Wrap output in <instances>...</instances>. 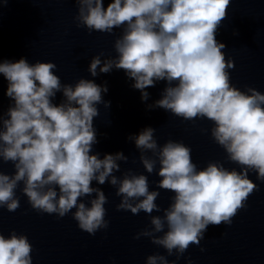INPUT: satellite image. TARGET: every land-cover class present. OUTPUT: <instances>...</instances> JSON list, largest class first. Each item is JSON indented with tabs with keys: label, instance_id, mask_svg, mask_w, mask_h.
Returning a JSON list of instances; mask_svg holds the SVG:
<instances>
[{
	"label": "clouds",
	"instance_id": "obj_1",
	"mask_svg": "<svg viewBox=\"0 0 264 264\" xmlns=\"http://www.w3.org/2000/svg\"><path fill=\"white\" fill-rule=\"evenodd\" d=\"M75 3L77 26L107 33L122 28L114 44L115 57L103 61V53L92 57L87 69L92 77L123 70L142 102L149 100V87L164 81L160 98L146 108H161L184 120H210L212 138L224 148L227 159L240 166L239 171L229 170L209 162L198 169L189 146L173 140L158 145L151 126L128 135L146 172L156 170L161 177L157 189L174 193L163 216L150 215L151 227L136 238L150 237L169 256L175 250L179 259L190 243L199 244L209 225L232 223L237 209L245 207L249 194L258 188L249 179L250 172L264 182V93L251 87L241 91L230 83L228 69L234 61L225 58L226 44L216 39L230 0ZM56 67L51 61L29 63L24 57L0 61L10 101L0 115V159L11 161L15 169L11 175L0 172V208L15 211L19 207L15 190L22 182L21 191L33 209L59 217L75 209L72 216L79 228L95 234L108 226L104 219L107 197L102 188L92 186L95 181L117 188L116 195L121 197L117 210L159 212L155 201L160 193L149 190L146 175L131 170L122 178L114 174L120 170L118 162L128 160L122 151L104 153L102 158L93 151L98 143L94 127L98 105L110 106L103 98L107 81L97 84L81 78L74 84L61 83ZM57 93L62 94L59 103ZM31 252L26 235L15 230L7 236L0 233V264H32ZM145 264L175 261L154 254Z\"/></svg>",
	"mask_w": 264,
	"mask_h": 264
},
{
	"label": "water",
	"instance_id": "obj_2",
	"mask_svg": "<svg viewBox=\"0 0 264 264\" xmlns=\"http://www.w3.org/2000/svg\"><path fill=\"white\" fill-rule=\"evenodd\" d=\"M109 2L104 0L105 6ZM77 15L75 0H7L6 5L0 0V61H16L21 57L29 63L51 61L57 66L55 74L65 84H74L81 78L93 79L97 84L107 81L108 92L103 98L110 101V106L98 105L99 115L94 118L98 143L93 151L99 152L101 158L104 153L122 151L128 160L118 162L120 170L114 174L122 178L123 173L131 170L146 175L149 190L160 193L155 201L160 211L148 214L141 210L133 214L130 210H117L121 202L117 188L108 182L98 185L93 181L92 186L102 188L107 197L104 219L108 226L89 234L73 218L75 209L63 217L33 209L21 191V182L15 190L19 207L15 211L0 208V233L7 236L15 230L26 235L32 244V264H145L146 258L154 254L164 255L175 264H189V261L191 264H264V182L257 180L254 172L249 173V179L258 188L249 194L245 207L237 209L232 223L209 225L199 244L190 243L179 259L175 250L169 256L150 237L136 238L151 227L150 215L163 216L174 193L157 189L156 182L161 177L156 170L151 174L146 172L139 150L127 139L129 134L151 126L155 128L158 145L168 140L182 141L191 148L192 161L198 169L209 162H219L229 170L239 171L240 166L229 161L224 148L212 138L210 120L199 117L184 120L161 108H146V104L160 98L164 81L149 87V100L142 102L139 90L130 87L131 81L123 70L113 69L92 77L87 70L92 57L101 53L102 61L115 57L114 44L122 35V28L114 27L112 33L89 32L86 27L77 26ZM216 39L226 44L222 50L225 58L234 61V67L228 69L230 83L241 91L251 87L264 93V0H230ZM6 87L7 81L0 74V115L10 102L5 96ZM61 99L62 94L57 93L55 102ZM14 171L11 161L0 159V172L11 175Z\"/></svg>",
	"mask_w": 264,
	"mask_h": 264
}]
</instances>
